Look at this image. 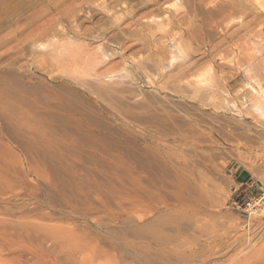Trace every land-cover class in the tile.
I'll use <instances>...</instances> for the list:
<instances>
[{"label":"rangeland","instance_id":"rangeland-1","mask_svg":"<svg viewBox=\"0 0 264 264\" xmlns=\"http://www.w3.org/2000/svg\"><path fill=\"white\" fill-rule=\"evenodd\" d=\"M249 83L255 0H0V264H264Z\"/></svg>","mask_w":264,"mask_h":264},{"label":"built area","instance_id":"built-area-1","mask_svg":"<svg viewBox=\"0 0 264 264\" xmlns=\"http://www.w3.org/2000/svg\"><path fill=\"white\" fill-rule=\"evenodd\" d=\"M242 185H244L242 189L234 188L237 197L233 200V205L248 216L264 218V180L259 179L257 175H252Z\"/></svg>","mask_w":264,"mask_h":264},{"label":"bare ground","instance_id":"bare-ground-1","mask_svg":"<svg viewBox=\"0 0 264 264\" xmlns=\"http://www.w3.org/2000/svg\"><path fill=\"white\" fill-rule=\"evenodd\" d=\"M255 4L257 5V8L260 10H264V4L261 0H255ZM209 33V32H208ZM256 47V46H255ZM254 49V47H253ZM252 49V51H253ZM164 50V49H163ZM217 50V49H216ZM220 50V49H219ZM259 49H257L258 52ZM239 63V62H238ZM185 66V65H184ZM246 70V69H245ZM248 71V70H247ZM193 76V75H192ZM251 76V75H250ZM245 91V90H244ZM247 92L243 95H241V104L245 107L250 106L248 109H255V104L257 102L264 101V92L262 86H254L251 83L248 84ZM261 114V113H260ZM263 114V113H262Z\"/></svg>","mask_w":264,"mask_h":264}]
</instances>
